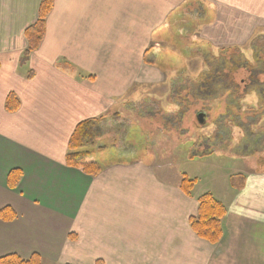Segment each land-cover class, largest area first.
Here are the masks:
<instances>
[{"label":"crops","instance_id":"0c3cea01","mask_svg":"<svg viewBox=\"0 0 264 264\" xmlns=\"http://www.w3.org/2000/svg\"><path fill=\"white\" fill-rule=\"evenodd\" d=\"M41 1L0 0V210L17 214L12 222L0 220V258L264 264V171L241 173L225 201L215 196L227 214L222 240L211 245L189 222L203 194L197 184L191 196L183 193L172 157L165 162L158 150L150 161L104 156L95 178L66 164L78 125L95 121L99 132L102 122L121 118L117 108L126 109L128 97L137 103L148 88L163 91L164 73L148 64L147 54L181 0H55L43 44L24 61L25 31L37 21ZM205 1L216 18L197 35L214 47H245L264 29V0ZM10 94L19 100L15 112L6 108ZM253 97L254 109L262 101ZM157 112L143 120L151 127L148 140L162 133L155 129L162 120ZM164 129L178 151L179 133ZM12 171L22 172L16 188L8 185Z\"/></svg>","mask_w":264,"mask_h":264},{"label":"rangeland","instance_id":"374dc122","mask_svg":"<svg viewBox=\"0 0 264 264\" xmlns=\"http://www.w3.org/2000/svg\"><path fill=\"white\" fill-rule=\"evenodd\" d=\"M209 6L205 0H181L177 9L169 13L164 26L153 35L154 43L147 54L148 64L164 73L163 91L148 88L141 92L140 95L145 97L137 103L128 97L125 100L126 109L117 108L121 115L116 117L120 116V119L111 120L110 124L109 121L101 123L93 152L98 158L105 156L110 161L116 159L119 162L129 158L150 161L155 157L150 154L155 152L152 150H158L163 154V161L167 162L172 157L178 162L181 177L196 180L197 194L212 193L217 199L225 201L227 191L242 180L241 173L264 171V113L254 121L250 120L248 125H243L246 111L252 108L248 105L249 98L254 96V100L258 101L255 98L258 94L249 91L238 103L236 101L233 108L230 107L231 113H235L236 108L241 110L238 114L243 124L240 125V121L232 123L229 119L220 121L219 118L226 114L225 105L222 106L225 101L221 99L224 94L218 84L247 80L248 69L235 66H254L252 47L255 48L254 41L264 35V29H258L245 47H234L236 53L232 50L221 55L219 47L208 44L197 35V31L216 18V10ZM182 9L189 11L184 18L179 16ZM204 15L206 21H203ZM259 40L264 41V37ZM233 53L237 56L233 57ZM233 62L236 63L234 67ZM255 72H258L257 69ZM153 95L158 97L157 100L151 98ZM155 101L158 106H155ZM228 102H231L230 98ZM261 107L262 104L254 110L259 111ZM157 110L162 120L156 122L155 129H160L162 133L148 140L146 137L151 127L144 122V118L154 116ZM261 110L264 111V108ZM200 114L203 115L202 122ZM168 119L170 127L165 124ZM134 120L137 122L134 123ZM164 128L179 129L178 151V148L172 149L175 146L165 137ZM153 142L156 147L150 145ZM106 147L109 151H105ZM88 148L91 151L92 146ZM158 157L161 160V156Z\"/></svg>","mask_w":264,"mask_h":264},{"label":"trees","instance_id":"16d2710c","mask_svg":"<svg viewBox=\"0 0 264 264\" xmlns=\"http://www.w3.org/2000/svg\"><path fill=\"white\" fill-rule=\"evenodd\" d=\"M54 5H55V0L41 1L37 21L33 25L28 27L25 31V37L28 41V47L23 55L24 61L29 59L36 51H38L41 45L43 44L47 32V19L51 15ZM186 12L188 13L189 11L187 10ZM186 12L184 11V9L180 10V14H179V16L181 15L180 18H184ZM203 21H206V19H204ZM262 37H264V35L258 37L257 40L254 41L255 44L253 43L255 45L254 46L255 48L252 47L255 53L254 66H250L248 64L235 66L236 63L234 62H233L234 64L231 63L233 67L235 66L236 68L248 69L249 77L247 78V80L243 82L241 81L237 82L235 80L233 82H228L227 84L226 82L225 83L220 82L218 84V87L220 88V92L224 94L223 97H221V99H223V102L225 101V104L223 103L222 106L225 105L224 111L226 114L225 116L223 115L219 118L220 121L223 120L226 121L227 119H229L232 121V123L234 122L238 123L240 121V125L243 124L241 122V117L238 114L239 112H241V110L235 107L236 112L231 113V108L234 107L236 101L238 103V101L249 91H254L259 94L260 99L262 101L261 108H264V41L259 40ZM232 50L233 48L221 49L220 50L221 55ZM235 53H233L232 55L233 57L237 56V54L235 55ZM0 67H1V62H0ZM256 69L258 72H255ZM222 70L223 69H219V71ZM249 87L250 89H248ZM204 89H206V87ZM228 98L231 99V102H228ZM6 108L10 112H15L19 108V100L14 94H10L8 96L6 101ZM261 108L259 111H255L253 108L246 111L243 125H248L247 123L250 120L254 121L258 116L260 117L261 115H263L262 113H264V111H262ZM165 124H170V123L165 122ZM169 129L173 130L174 135L177 134V132L179 133V129L177 128H169ZM248 131L251 133L252 130L248 128ZM222 133L223 131L220 132V134ZM97 136H98L97 122L88 121L81 123L80 125L77 126L69 142V155L66 158V164L68 167L78 169L92 178L98 177L102 173L103 163L100 160L101 158L95 156V151L93 152L94 150L93 146L95 145V141L98 138ZM90 146H92L91 151L88 150L89 149L88 147ZM21 176H22V172L12 171L8 177L9 187L16 188L19 181L21 180ZM196 184H197L196 180H191L189 179V177L183 176L181 180L180 188L185 195L191 196L192 191L195 188ZM198 204H199V208L197 215L195 217L190 218L189 221L191 229L200 239L207 241L211 245H217L220 243V241L223 238V219L227 214V209L224 206V204L219 200H217L212 193H204L203 195H201L198 198ZM16 218H17V214L15 211H13V209L5 208L0 210V220L12 222L16 220ZM0 264H43V259L38 255H34L29 259H23L18 255H9L0 258Z\"/></svg>","mask_w":264,"mask_h":264},{"label":"water","instance_id":"95a60500","mask_svg":"<svg viewBox=\"0 0 264 264\" xmlns=\"http://www.w3.org/2000/svg\"><path fill=\"white\" fill-rule=\"evenodd\" d=\"M199 119H200V121L202 122L203 121V115H199Z\"/></svg>","mask_w":264,"mask_h":264}]
</instances>
